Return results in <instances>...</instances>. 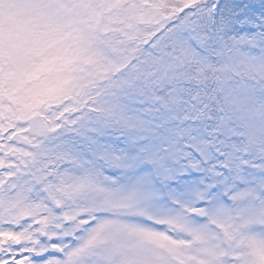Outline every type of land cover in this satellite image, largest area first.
I'll return each instance as SVG.
<instances>
[{
	"label": "snow or ice",
	"instance_id": "1",
	"mask_svg": "<svg viewBox=\"0 0 264 264\" xmlns=\"http://www.w3.org/2000/svg\"><path fill=\"white\" fill-rule=\"evenodd\" d=\"M0 264H264V0H0Z\"/></svg>",
	"mask_w": 264,
	"mask_h": 264
}]
</instances>
